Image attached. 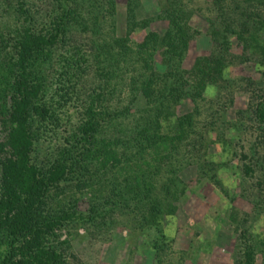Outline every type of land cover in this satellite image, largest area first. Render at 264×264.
Segmentation results:
<instances>
[{
  "label": "trees",
  "instance_id": "1",
  "mask_svg": "<svg viewBox=\"0 0 264 264\" xmlns=\"http://www.w3.org/2000/svg\"><path fill=\"white\" fill-rule=\"evenodd\" d=\"M17 1L16 23L7 35L0 32V264H68L69 241L60 240L57 230L80 222L115 225L120 222L114 213L127 205L131 212L122 226L155 230L151 247L158 257L168 245L159 219L174 213L173 200L184 189L179 171L194 163L199 175L219 183L215 172L222 163L209 160L211 133L223 151L239 155V182H249L251 192L263 197L258 209H264V86L226 74L237 57L234 41L250 51L241 60L257 54L255 61L264 66V0H204L202 6L158 0L150 16L142 13L140 0H127L125 28L115 0ZM194 16L206 24L211 49L187 70L182 62L198 33ZM160 20L163 29L150 27ZM136 30L143 36L134 41ZM51 71L60 78L61 106L69 91L88 98L59 155L37 162L33 152L47 130L35 123L53 118L54 127L59 124L47 102ZM210 86L215 92L207 97ZM240 92L247 104L228 119ZM183 102L191 109L179 113ZM232 128L250 136L247 152L243 136L235 143L226 134ZM63 184L88 188L93 199L87 213L74 202L51 205L54 189ZM247 233L242 228L234 264H264V239L252 242Z\"/></svg>",
  "mask_w": 264,
  "mask_h": 264
},
{
  "label": "rangeland",
  "instance_id": "2",
  "mask_svg": "<svg viewBox=\"0 0 264 264\" xmlns=\"http://www.w3.org/2000/svg\"><path fill=\"white\" fill-rule=\"evenodd\" d=\"M190 1L189 5L194 4V6H202L204 2V0ZM126 3L127 0H115L122 28H125ZM139 3L142 13L146 16L157 12L160 5L158 0H140ZM18 4L16 0H0V32L5 35L9 32L8 28L16 23L12 10ZM21 20L18 19V23L22 22ZM191 22L196 26L198 33L189 41L182 62V67L187 70L192 68L197 57L209 54L211 49V38L204 31L206 24L197 16H194ZM229 24L236 29L235 19H229ZM165 26L166 22L163 20L150 25L157 30ZM142 36L143 32L136 30L131 38L137 41ZM86 39L87 35L83 33L80 40L85 44ZM82 48H85V54L89 55L86 47ZM232 52L237 57L226 69V74L234 78H249L262 89L264 66L258 65L255 61L258 55H251L253 57L250 61L241 60V56L250 54V51H243L236 41L233 42ZM56 67H59V63ZM158 68L163 69L161 66ZM48 80L47 102L54 110L53 115L58 118L59 124L54 127L53 118L52 122L46 120L45 124L35 123L36 127L41 125L42 129L44 127L47 130L42 134L33 152L37 162H46L59 155L63 141L81 123L83 117L81 103L84 98H88L82 96V93L76 95V90L69 91L67 102L61 106L60 96L63 93L58 72L51 71ZM214 92L215 89L210 86L206 92L207 97L212 96ZM247 101L248 97L245 93L236 94L233 105L227 110V118L234 119L235 110L244 108ZM190 109L191 104L183 102L178 105L177 111L182 113ZM202 118L201 115L197 120L201 121ZM1 119L0 115V138L3 135ZM226 134L235 140V143L239 136H243L240 143L245 146L247 152L250 136L237 135V131L233 128L228 129ZM210 138L212 143L208 149L209 160L222 163L217 166L215 172V178L219 183L210 180L207 176L199 175L194 163L179 171L178 177L184 189L179 192V197L173 200L174 213L159 219L165 236L164 241L168 245L158 257L151 247V242L158 236L155 230L136 231L132 226L128 225V228L122 226L123 222L127 221L128 213L131 212V206L127 205L126 208L119 207V212L114 213V218L120 222L115 225L96 228L80 222L58 229L59 239L69 241L66 252L68 264H234L237 245L242 241L240 238L242 228L247 229L250 238L263 240L264 209H258L259 201L261 203L263 197H259L254 191L251 192L249 182L240 184L237 173V165L240 164L239 155L233 157L230 154L232 151H223L214 133L210 134ZM236 148L238 149L235 145L234 149ZM54 190L55 194L49 199L54 207L61 205V202L67 201V205L74 202L78 211L88 212L93 199V195L88 193V188L78 190L71 184H63L59 189ZM232 209L235 212L234 216L230 215ZM243 218H247L245 224L242 223ZM256 239L251 241L256 242ZM255 252V259L259 263L263 260V249L259 246L255 248Z\"/></svg>",
  "mask_w": 264,
  "mask_h": 264
}]
</instances>
